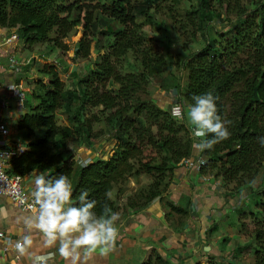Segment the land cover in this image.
<instances>
[{
  "label": "trees",
  "instance_id": "obj_1",
  "mask_svg": "<svg viewBox=\"0 0 264 264\" xmlns=\"http://www.w3.org/2000/svg\"><path fill=\"white\" fill-rule=\"evenodd\" d=\"M159 1L145 0L146 5L137 6V0H115L112 6H93L70 4L68 0H0V28L10 32L16 43L29 47L50 43V49L64 48L63 40L81 26L85 35L76 45L74 58L91 56L90 33L98 37L97 50H105L95 69L74 73L72 90L67 89L56 66L36 68L39 79L31 80L33 90L27 92V106L28 102L32 105L16 125L28 143L25 152L11 160L9 176L26 178L33 171L54 178L65 174L73 184V201L88 190L89 199L97 201L98 215L105 205L123 214L140 211L164 199L181 162L196 156L193 145L199 139L211 138V134L194 138L185 117L192 97L211 91L218 97V114L232 122L231 136L197 154L205 160L201 174L220 180L224 189L229 184L240 187L253 182L264 165V146L259 142L264 137V0H193L195 9L189 21L195 35L203 33L204 46L177 63L187 79L184 89L177 85L173 95L184 112L182 122L169 108L157 105L147 92L172 61L170 45L167 51L160 49L143 30L144 25H157L168 32L150 13L151 4ZM166 1L176 6L186 0ZM96 11L101 15L94 19ZM216 23L226 26L216 31V38L208 37L206 33ZM33 67L31 61L24 71ZM115 84L119 87L109 88ZM65 107L72 109L74 127L58 124L57 114ZM102 121L116 133L113 155L77 168V162L66 158L69 142L75 136L89 142L93 125ZM141 175L149 177L151 184L119 207L114 195L124 192L130 178ZM182 197L184 204H165L167 216L190 219L192 200L186 194ZM248 248L255 254L254 264H264V227L257 230ZM172 258L153 248L141 264H173ZM210 261L215 264V257Z\"/></svg>",
  "mask_w": 264,
  "mask_h": 264
},
{
  "label": "rangeland",
  "instance_id": "obj_2",
  "mask_svg": "<svg viewBox=\"0 0 264 264\" xmlns=\"http://www.w3.org/2000/svg\"><path fill=\"white\" fill-rule=\"evenodd\" d=\"M114 1L115 0H68V3L92 4L93 6L100 3L112 6ZM137 1V6L146 5L145 0ZM194 5L195 2L193 0H186L176 6L166 0L154 2L151 4L150 13L154 17V20L166 26L168 32L160 30L157 25L143 26L144 33L148 38L152 39L154 45L157 44L159 48L164 51H167V45H170L169 54L172 56V61L170 62L171 67H168L161 77L154 79L151 85L147 87V92L151 99L164 109L169 108L172 110L170 107L177 104L176 97L173 96L176 95L177 85H180L182 89H184L187 83L185 71H181L177 64L179 58L189 55L192 51L200 50L204 46L203 33L200 32L195 35V28L191 27L189 21V18H191L189 14L195 9ZM100 15V11H96L94 19L100 17ZM115 26L119 28L118 24H115ZM223 26H226V24L216 23L215 28L212 30L210 29L206 34L208 37L216 38V31L221 30ZM84 35L85 29L78 26L72 31L68 38L63 40V44L66 46L64 48L57 46L55 49H50L48 46L50 43L37 44L32 47L18 43L16 48L19 49L20 47L21 49L16 50L18 56L25 61L29 59H31L32 62L34 61V67L33 70L24 71L23 75H13L11 78L12 81H16L17 84L22 83L28 92L32 91L33 85H30L31 80L39 79V76L36 74V68L44 64H49L57 67L67 89L72 90L73 81L75 79L74 73L80 74L81 71L88 68L95 69L96 64L100 61V55L105 53V50H97L98 37H93V33H90L89 38L93 40L91 56L85 60H76L74 58L75 48ZM51 37L55 38V34L52 33ZM154 40L156 42H154ZM129 59L133 62L134 56L130 55ZM168 60L169 59H167V61ZM127 69L130 70L129 67H127ZM46 82L47 81L44 80V83ZM118 87V84L109 86V88ZM26 96L28 99L29 96L27 93ZM28 105L27 108L30 109L32 105L31 102H28ZM25 109V107L17 109V112L13 114L14 117H18L20 114L24 113ZM94 112L98 114L99 111L96 110ZM71 114L72 109L70 107L62 108L57 114L58 124L63 127H74ZM102 117L101 115V118ZM185 117L188 119L187 110L185 111ZM115 134V131L110 129L105 122L95 123L93 125V137L89 142L79 136H75L69 142L67 148L69 154L66 158L68 159L71 157V160L77 162V168L81 166L80 162L89 163L93 160L109 159L116 149ZM89 144L91 145L89 146ZM168 180L170 181V179ZM150 182H152L151 179ZM127 183L124 188L128 186ZM172 183L173 181L166 187V203L176 202L180 205L182 202V204H184L183 197L181 196L179 198L177 192H172ZM143 186L145 185H142V187ZM142 189L145 188L143 187ZM219 192L222 191L220 190ZM225 192L224 197L227 200L231 201L232 198L234 199L233 203L230 202L229 204V201L227 202L226 200V204L230 206L232 204L233 207L231 210L227 208L228 205L219 207V209L209 208L210 218L201 224H205L204 228L209 227L205 232V234L207 233L205 236L208 237L205 239L204 245L210 246L211 251L207 252V254L197 255V259L192 260L191 263L188 264H211L210 258L213 256L215 257V264H254L256 260L255 254L250 248L246 249V247L254 243L257 230L264 227V165L253 182L246 183L240 187H237L236 184H229L225 187ZM243 193L246 195L242 196ZM222 198L223 196H221V199ZM167 211L169 213V209ZM223 214L226 215L222 217ZM219 220L224 221L217 226ZM167 221L172 228L178 230L184 229L189 220L185 217L175 215L174 217L167 216ZM214 226L217 228L211 232L210 229ZM151 252L152 250L149 252V255ZM175 260L177 261V257H175Z\"/></svg>",
  "mask_w": 264,
  "mask_h": 264
},
{
  "label": "crops",
  "instance_id": "obj_3",
  "mask_svg": "<svg viewBox=\"0 0 264 264\" xmlns=\"http://www.w3.org/2000/svg\"><path fill=\"white\" fill-rule=\"evenodd\" d=\"M11 80L5 78L4 81L8 85L15 84L11 86L10 91H16L15 86L19 84ZM21 85L23 84L21 83ZM23 107L26 108L24 113L14 117L13 114L17 112L16 110ZM28 111L27 104L21 106L14 101L10 109L4 114V118L11 128L10 144L14 146L19 144L25 150L28 142L23 140L22 133L17 130L16 125L18 120ZM172 181L171 190L173 193L177 192L179 198L186 194L192 200L190 219L184 229L176 230L169 225L167 221L168 211L165 206L166 195L163 197L164 199H157L140 211L123 214L120 210L118 212L120 219L117 221L120 236L114 250L104 256L95 254L87 260L86 264H141L153 248H160L166 257L168 254L174 256L171 259L172 262L177 257V261L174 262L179 261V264H188L192 260H196L197 255H203V251L210 252L211 247L204 245L205 239L208 237L205 236L207 233L204 232L205 224H201L210 218L209 208L225 207L230 202L233 203L234 199L229 201L224 197L225 189L218 188V185H221L220 180L212 178L207 181L201 175L185 169L179 168ZM127 184L124 192L118 197L114 195L119 207L135 192L142 190L143 187H148L151 182L149 177L141 175L130 178ZM142 185L145 186L142 187ZM220 190L222 192H219ZM221 196H223L222 199ZM226 200L229 201L228 204H226ZM174 204L178 206L176 202ZM228 206L227 208L230 210L233 207L232 204ZM0 207H4L7 211V218L0 219V231L10 234L15 241H19L24 235L29 234L24 220L32 216L30 213L20 210L7 198L1 199ZM225 215L223 214L222 217ZM222 221L224 220H219L217 226ZM31 235L33 237L32 248L24 254H20L17 250L7 253L2 264H32L33 254L55 250L45 247L42 234L38 230H32ZM55 264H71V262L57 255Z\"/></svg>",
  "mask_w": 264,
  "mask_h": 264
},
{
  "label": "clouds",
  "instance_id": "obj_4",
  "mask_svg": "<svg viewBox=\"0 0 264 264\" xmlns=\"http://www.w3.org/2000/svg\"><path fill=\"white\" fill-rule=\"evenodd\" d=\"M216 97L211 91L194 95L193 103L187 109V117L191 124V134L199 139L193 145L197 152L211 149L216 143L231 136V121L223 119L217 111ZM174 117L182 115L179 104L172 108ZM264 146V137L259 138ZM34 190L31 196L37 206L34 216L25 218L24 223L29 234L15 243L20 254L29 251L33 246L32 230L42 234L47 251L33 254L32 264H55L57 255L71 264H86L95 254L108 255L115 248L120 236L117 221L119 213L105 205L102 213L95 211L97 201L89 199V191L83 190L73 201V184L71 179L60 174L48 177L44 172L31 173ZM7 218V211L0 207V219Z\"/></svg>",
  "mask_w": 264,
  "mask_h": 264
},
{
  "label": "built area",
  "instance_id": "obj_5",
  "mask_svg": "<svg viewBox=\"0 0 264 264\" xmlns=\"http://www.w3.org/2000/svg\"><path fill=\"white\" fill-rule=\"evenodd\" d=\"M17 46L18 43L15 42L12 34L0 28V201L2 198H7L17 208L34 216L37 213V206L31 196L34 190V184L32 182L34 178L31 175L23 178L20 176H9L7 174V169L10 167L13 157L22 155L25 152V149L19 144L16 146L10 144L9 139L12 134L11 128L4 118L5 112L10 109L14 101L21 106L26 105L27 101L26 93L28 90L25 89L23 85L19 84L15 86L16 91H10L11 86L15 84L8 85V83L4 81L5 78L11 79L13 75L22 73L31 63V59L25 61L18 56L16 50L21 49L20 47L19 49L16 48ZM176 105L177 104L170 108L172 109ZM174 118L182 122L184 119L183 110L181 116ZM87 163L88 162H80L82 167L86 166ZM204 165L205 160L197 157L196 154L194 157L183 160L180 164V168L197 173L205 180L209 181L213 178L212 176L201 174ZM218 188L223 189L222 185H218ZM245 195V193L242 194V196ZM208 228L209 227L205 228L204 232H206ZM16 242L17 241H15L10 234L0 231V264H2L4 256H6L7 253L16 250ZM172 263L179 264V261L177 263Z\"/></svg>",
  "mask_w": 264,
  "mask_h": 264
}]
</instances>
